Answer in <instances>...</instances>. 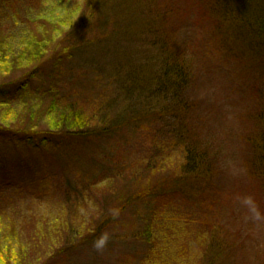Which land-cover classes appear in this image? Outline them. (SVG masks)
Segmentation results:
<instances>
[{"label":"rangeland","instance_id":"obj_1","mask_svg":"<svg viewBox=\"0 0 264 264\" xmlns=\"http://www.w3.org/2000/svg\"><path fill=\"white\" fill-rule=\"evenodd\" d=\"M87 1L0 0V56L10 59L42 40L48 47L43 73L29 90L0 97L9 104L0 108V120L36 114L38 129H52L44 114L53 96L51 117L74 108L88 115L95 132L46 153L0 143V264H264V223L248 219L240 203L251 196L264 214V168H253L250 154V138L264 136L250 126L264 101V46L254 47L235 28L225 38L232 43L228 53L218 42L224 12L234 23L243 10L263 14L264 0H94L97 14ZM156 31L192 52L199 112L192 125L218 157L209 159L213 171L202 165L210 173L202 169L172 200L137 203V215L124 208L126 198L155 185L172 187L184 158L177 122L154 116L162 97H151L150 113L143 106L164 65L161 41H152ZM67 49L64 60L59 55ZM30 64L16 59L7 80L0 69V81L19 80ZM150 222L151 244L137 237ZM93 227L99 237L85 242ZM104 234L108 241L97 250L94 242ZM65 246L76 248L66 254Z\"/></svg>","mask_w":264,"mask_h":264},{"label":"trees","instance_id":"obj_2","mask_svg":"<svg viewBox=\"0 0 264 264\" xmlns=\"http://www.w3.org/2000/svg\"><path fill=\"white\" fill-rule=\"evenodd\" d=\"M141 1V0H140ZM241 1V0H238ZM255 0H246L247 4H251ZM86 3V2H85ZM96 2L94 0H88L87 6L91 14H97L98 10L95 5ZM223 22L219 24L220 30L223 32V35L219 38V44L220 46L224 47L226 45H230L231 42L226 41V36L230 35V30L232 28H235L236 33L238 34V30L240 29L242 31L240 36L246 35L248 41L253 44L256 48H262L264 46V13L263 14H256L253 15L252 12L243 10L240 11V14L236 17V22H231V18L228 13H223ZM224 18L230 25L224 26ZM86 29V27H84ZM246 33V34H244ZM154 40L152 41H161V47L162 50L161 53H159L160 57H163V63L164 65L161 66L160 73L157 75L158 82L155 84L154 90H149L147 93H144L145 98L143 102V106L147 109L146 112L151 111V108H147L149 101L151 100V97L154 95L156 97L161 96L162 99L159 101L155 107L160 108V111H157L158 113L154 115L157 119L166 120L167 118L177 122V128L174 129V131L178 132L182 138L179 139L178 146L183 151V165L180 168L175 169L176 171H173L174 174L172 176L173 181L170 185L172 187H162V186H156L155 189L152 187V190H143L141 193L136 194L133 197H127L126 198V204L124 208L132 209L133 212H135L137 215H141V212L136 209L135 206H137V203H144L145 205L150 204L154 200L156 202L161 201L165 198L166 200H172L175 195H179L177 192H181L184 185L191 182L192 178L196 177L197 174H201V170L205 169L202 167V165H209L211 171H213V168L211 167V164L209 162V159H217L218 152L211 148L210 146H203V144L198 141V133L194 129V124L196 121V118H198L199 112H194L197 110L198 105L194 100L193 97V91H194V84H195V62H193L190 57L192 52L190 53L188 50H186L184 47H175L173 46V42L169 39L171 38L170 34L164 33V32H158L156 31L154 34ZM246 40V38H245ZM47 42V41H46ZM163 43V44H162ZM160 44V43H159ZM31 46H26L22 52H17L16 54H12L11 58H13V63L16 59L22 58L23 61L28 60V63L30 64V69H27L26 72L23 73L24 76L21 77L17 81H9V85H5V83L2 82L3 78H5L8 74L15 69H13L14 65L12 63V59H8V57L4 54L0 56V69H2L3 72H5V76L0 81V97H3L9 93V91L13 90L18 93H21L22 91H28L30 84L35 78H38L41 73H43V60L46 56L45 50L48 48L47 44H45V40L38 41L36 43L30 44ZM154 47V46H153ZM223 51V49H220ZM257 50V49H256ZM69 50L62 54L60 53L59 57H62L65 60V57L67 56V52ZM227 52L228 51H224ZM68 58H71L70 56ZM246 59L249 57L245 56ZM11 61L12 64L9 63ZM30 60V61H29ZM18 64V63H17ZM28 66V65H27ZM13 69V70H12ZM28 70V71H27ZM6 78V80L9 78ZM42 76V75H41ZM131 80L133 81V84L136 85V78L135 75H131ZM156 77V76H155ZM140 84V82H139ZM53 89H50L49 92H47L45 95L51 94ZM53 99L52 106L48 107V111L51 112L54 109H56V106L54 105V99L53 96H51ZM260 101L258 100V104ZM262 103L264 104V101L261 99V104L259 105L261 107ZM9 106L8 103H2L0 104V108L2 109L3 106ZM257 106L256 110L259 108V114L255 113V111L252 112L250 115V126L254 127L255 129H258V132L264 131V105L261 107ZM11 109V108H10ZM71 109V108H70ZM66 111V110H65ZM69 111V110H67ZM9 112V111H8ZM44 114V117L47 116L48 118L53 119L52 121V129H46L43 130L40 128L38 129L37 123H38V116L36 118V114H30L29 118L27 116H14L15 119H10L9 122H6L7 120L3 117L0 120V143L1 142H7L9 146L15 147L16 150L20 153L21 149H27L29 152L32 153H46L48 151H55V150H61L67 143L73 142L75 139L79 137H86V138H93L95 137V132H90V118L88 115L84 114L82 111L75 110L72 108L68 113H62L61 115H55V117H51L50 113ZM150 113V112H149ZM10 114H13L10 112ZM27 114V113H26ZM9 114H5V117ZM19 117V120H18ZM42 117V119H44ZM47 118V119H48ZM55 118V119H54ZM13 121V122H12ZM11 126V127H10ZM62 126L64 128H62ZM69 128H65V127ZM100 129L107 130L105 128L104 124H101ZM167 127V126H166ZM11 128V129H10ZM62 128V129H61ZM117 129V126L115 127V130ZM247 139V138H246ZM254 142L253 146L251 147V153L253 154V158L251 159V164L253 168H259L261 171V168H264V136L260 138H250ZM244 142H248V140H245L244 138L241 139ZM76 141V140H75ZM181 145V146H180ZM249 144H247L248 146ZM52 149V150H51ZM54 149V150H53ZM22 151V150H21ZM157 151V148H156ZM158 159V158H157ZM156 156H155V160ZM5 163V167L8 166V163ZM13 164L16 165V162H13ZM19 165H23L21 162ZM207 166V167H209ZM0 167H3L0 164ZM206 170V169H205ZM208 172V168L206 170ZM210 176V174H208ZM260 176V173H259ZM204 179V178H203ZM212 178H210L211 182ZM160 187V188H159ZM164 188V190H163ZM180 188V189H177ZM202 190V186L198 188V191ZM166 190V191H165ZM1 193V192H0ZM125 197V196H124ZM122 197V198H124ZM72 201H77V198H74L73 196L69 197ZM120 198V199H122ZM206 196L203 198V202L206 205L207 199L204 201ZM153 212V211H152ZM152 212H150V218L147 216V219H154ZM156 214V211H155ZM152 215V218H151ZM144 222H146V217L143 219ZM154 228L151 226V222L147 223L145 227H143L142 231L139 235H137L138 238H140L145 243L151 244L153 237H154ZM89 228H87L88 230ZM89 229L87 238H83V240L86 241H93L95 238L99 237L97 233L100 232L99 228H91ZM215 235L212 234V240L218 241L217 237H214ZM83 242V243H85ZM82 243V244H83ZM217 243V242H216ZM155 246H157V242L154 243ZM216 245V244H215ZM221 245V244H220ZM217 246V245H216ZM219 246V245H218ZM75 247V246H74ZM74 247H66L62 250V252L68 254L72 252ZM76 248V247H75ZM74 248V249H75ZM8 250L12 251L14 249L8 248ZM3 255V254H2ZM4 256V255H3ZM1 262H4L3 260ZM9 264V263H8ZM11 264V263H10ZM16 264V263H14ZM167 264V263H166Z\"/></svg>","mask_w":264,"mask_h":264},{"label":"clouds","instance_id":"obj_3","mask_svg":"<svg viewBox=\"0 0 264 264\" xmlns=\"http://www.w3.org/2000/svg\"><path fill=\"white\" fill-rule=\"evenodd\" d=\"M240 203L247 208L249 216L248 219L255 223H264V214H262L251 196L243 197L240 200ZM108 236L107 234L102 235L98 240L94 242V247L97 250H101L107 243Z\"/></svg>","mask_w":264,"mask_h":264}]
</instances>
